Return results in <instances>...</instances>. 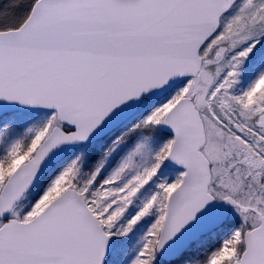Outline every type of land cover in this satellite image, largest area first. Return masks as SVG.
Listing matches in <instances>:
<instances>
[{
    "label": "snow or ice",
    "instance_id": "snow-or-ice-1",
    "mask_svg": "<svg viewBox=\"0 0 264 264\" xmlns=\"http://www.w3.org/2000/svg\"><path fill=\"white\" fill-rule=\"evenodd\" d=\"M0 264H264V0H0Z\"/></svg>",
    "mask_w": 264,
    "mask_h": 264
}]
</instances>
